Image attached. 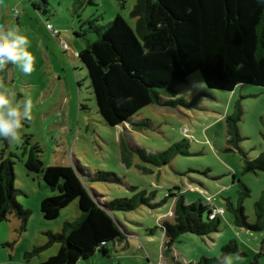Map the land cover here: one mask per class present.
Segmentation results:
<instances>
[{
	"label": "rangeland",
	"instance_id": "1",
	"mask_svg": "<svg viewBox=\"0 0 264 264\" xmlns=\"http://www.w3.org/2000/svg\"><path fill=\"white\" fill-rule=\"evenodd\" d=\"M136 1L0 0V26L20 29L35 56L30 75L11 64L0 69V88L14 93L16 101H32L31 119L24 122L20 141H7V145L0 141V160L14 162L15 186L22 192L16 200L30 211L24 229L14 216L0 224V264L45 261L57 253L58 243L32 257L26 254L46 245V233H60L65 222L80 216L74 200L56 219L42 217L41 201L58 191L45 184L41 173L25 169L30 149L44 167H74L86 188L106 202L130 199L140 191L154 194L152 204L158 205L154 209L141 206L115 212L120 224L134 234L125 233L126 241L110 245L111 259L105 264H197L201 258H220L222 247L230 241L244 254L229 255L233 264H251L255 259L264 264V229L237 226L227 209V203H235L247 188L249 195L242 204L247 223L253 225L255 203L264 194V172H244L242 155L227 142L225 121L240 112L239 148L247 159L257 157L264 148V88L239 85L232 92L210 90L201 74L194 72L174 88L187 105H150L129 123L115 127L98 112L88 72L77 57L97 37L87 22L104 26L121 15L134 27L136 20L130 13ZM137 122L142 123L140 130L132 127ZM174 144L179 153L158 155ZM143 156H155V163L145 162ZM101 173L115 174L119 181L100 182L95 175ZM179 196L185 204L202 202L223 209L218 231L202 237L180 235L168 247L159 227L174 222Z\"/></svg>",
	"mask_w": 264,
	"mask_h": 264
},
{
	"label": "trees",
	"instance_id": "2",
	"mask_svg": "<svg viewBox=\"0 0 264 264\" xmlns=\"http://www.w3.org/2000/svg\"><path fill=\"white\" fill-rule=\"evenodd\" d=\"M45 1V0H44ZM135 26L116 15L104 26L87 22L96 34L77 53L88 72L98 112L109 126L129 123L131 118L150 105L175 108L187 105L176 96L174 88L199 72L210 90L232 92L239 85L264 88V0H137L130 13ZM262 126L264 130V118ZM227 142L238 151L244 172H264V148L247 159L240 150L238 132L240 112L226 117ZM140 130L142 123H131ZM264 140V131L261 133ZM7 145V141H4ZM174 144L165 154L178 152ZM37 152V151H36ZM142 159L154 162L156 157ZM25 169L41 173L45 184L58 194L40 203V212L51 221L74 200H78L80 216L65 222L60 233H46L45 246L33 248L32 257L54 243L57 253L38 264L88 263L95 256L108 258L110 245L134 234L120 224L115 212H130L141 206L154 209V194L140 191L132 198L104 201V197L83 184L72 166L44 167L30 149ZM100 182L119 181L115 174L95 175ZM22 192L15 186L14 162L0 160V224L14 216L24 229L30 211L16 200ZM242 194V195H241ZM235 203H227L239 227L252 231L264 229V194L255 203L256 222L247 223L242 201L249 195L244 187ZM209 203L185 204L182 196L175 203L174 222L160 225L166 245L171 246L180 235L208 236L219 229L218 217L210 219ZM154 229L148 231L152 235ZM169 252V250H167ZM218 259L201 258L197 264H219L224 255L243 256L234 241L221 249ZM251 264H258L255 259Z\"/></svg>",
	"mask_w": 264,
	"mask_h": 264
},
{
	"label": "clouds",
	"instance_id": "3",
	"mask_svg": "<svg viewBox=\"0 0 264 264\" xmlns=\"http://www.w3.org/2000/svg\"><path fill=\"white\" fill-rule=\"evenodd\" d=\"M29 47V39L20 29L0 26V69L11 64L30 75L35 68V56L28 50ZM14 97L15 94L8 89L0 88V141L9 143L20 141L24 122L31 119V99L21 103ZM219 264H233V260L226 254Z\"/></svg>",
	"mask_w": 264,
	"mask_h": 264
},
{
	"label": "built area",
	"instance_id": "4",
	"mask_svg": "<svg viewBox=\"0 0 264 264\" xmlns=\"http://www.w3.org/2000/svg\"><path fill=\"white\" fill-rule=\"evenodd\" d=\"M46 28L47 29H50L52 31V27L50 24H46ZM53 33L57 34L58 32L56 31H52ZM224 213V210L223 209H220V208H217L215 206H213L212 208V212L211 214L209 215V218L210 219H214L216 217H219L220 215H222Z\"/></svg>",
	"mask_w": 264,
	"mask_h": 264
},
{
	"label": "crops",
	"instance_id": "5",
	"mask_svg": "<svg viewBox=\"0 0 264 264\" xmlns=\"http://www.w3.org/2000/svg\"><path fill=\"white\" fill-rule=\"evenodd\" d=\"M126 241V240H125ZM116 243H120V242H116ZM114 243L113 246L116 244ZM111 257L106 258V259H102L100 256H95L92 260H90L88 263L86 264H105L106 262L108 263L110 261ZM96 260V261H94ZM94 262V263H93ZM80 264H84V263H80Z\"/></svg>",
	"mask_w": 264,
	"mask_h": 264
}]
</instances>
